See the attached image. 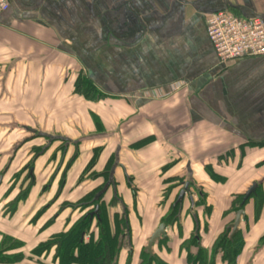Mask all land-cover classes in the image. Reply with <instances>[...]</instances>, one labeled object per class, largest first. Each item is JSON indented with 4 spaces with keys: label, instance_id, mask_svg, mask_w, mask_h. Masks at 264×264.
Segmentation results:
<instances>
[{
    "label": "crops",
    "instance_id": "obj_1",
    "mask_svg": "<svg viewBox=\"0 0 264 264\" xmlns=\"http://www.w3.org/2000/svg\"><path fill=\"white\" fill-rule=\"evenodd\" d=\"M8 1L0 148L17 132L27 136L7 162L0 157V240L24 242L14 252L32 260L22 264H52V250L43 259L31 250L87 216L90 207L64 204L97 189L111 229L114 216L127 223L117 264H141L179 192L174 179L188 186L178 218L147 252L151 264H227L214 244L230 239L233 200L252 184L236 264H264V56L219 64L205 31L218 11L264 19V0ZM80 81L97 97L75 93ZM28 168L32 188L10 212L19 189L3 183Z\"/></svg>",
    "mask_w": 264,
    "mask_h": 264
},
{
    "label": "trees",
    "instance_id": "obj_2",
    "mask_svg": "<svg viewBox=\"0 0 264 264\" xmlns=\"http://www.w3.org/2000/svg\"><path fill=\"white\" fill-rule=\"evenodd\" d=\"M74 92L86 99H93L97 97V92L87 82H77L74 87ZM41 150L39 149L36 151L35 156H38ZM96 158L97 153L94 152L87 165V170L92 167ZM29 168L21 170L15 174L14 178L17 179L22 173L26 172V178L29 180V184L32 185V181L29 176ZM206 170L211 178L216 179L209 167H207ZM170 182H174L173 185H171L172 189H179V192L185 185L183 179H174V181ZM167 189L170 191L171 187H168ZM99 190L100 189H97L88 193L75 204L77 208L81 209L90 207V213L94 211L96 206H98L97 216L90 218L89 214L87 216L83 215L67 231L56 234L44 243L37 245L33 250H31V256L36 258L41 257L43 253L49 254L51 250H54L52 264H117V255L122 246L121 236L125 232L127 223L125 219H119L118 216H114V229H111L109 215L105 206L101 202L103 191L99 193ZM258 190L260 189L258 188ZM179 192L175 195L168 209L169 213H167L162 219V223L165 225L175 222L176 218H178V209L182 202L177 201ZM254 194L251 195L245 202H243L245 193L235 197L233 200V210L238 211L242 209L244 204L252 196H254ZM24 196H26V193H21V191L18 192L17 196L10 202V212L14 210L16 203L19 200H22ZM67 205L74 207L73 203ZM46 226H48V223ZM87 236L89 238L88 240L85 239ZM22 247L23 244L21 242L17 243V241L13 238L3 235L0 240V264H22L25 259L27 261H31L32 258H25L21 251L14 253V251L19 250ZM242 248L243 241L237 234H235L231 240L228 238V235L223 234L219 236L214 244V252H219L222 255V260L227 264H236V259L241 253ZM143 256L141 264H151L155 261L152 257L151 259H148L146 251H144ZM23 264L28 263L24 262ZM33 264L49 263L36 261L33 262Z\"/></svg>",
    "mask_w": 264,
    "mask_h": 264
},
{
    "label": "built area",
    "instance_id": "obj_3",
    "mask_svg": "<svg viewBox=\"0 0 264 264\" xmlns=\"http://www.w3.org/2000/svg\"><path fill=\"white\" fill-rule=\"evenodd\" d=\"M9 8L8 0H0V14ZM205 31L219 64L264 56V19L259 16L241 18L228 11L210 13L205 18Z\"/></svg>",
    "mask_w": 264,
    "mask_h": 264
},
{
    "label": "rangeland",
    "instance_id": "obj_4",
    "mask_svg": "<svg viewBox=\"0 0 264 264\" xmlns=\"http://www.w3.org/2000/svg\"><path fill=\"white\" fill-rule=\"evenodd\" d=\"M10 136H12V134H10V133H8L7 134V139H8V137H10ZM13 138L11 139V142H7V140H6V143H5V148L4 149H1L0 148V157H4V161H8V159H9V157H13L14 156V153H15V148L19 145V143L24 139V137H26L27 136V134H24L23 132H17V133H15V134H13ZM36 150L37 149H35V152H36ZM31 151H32V149H29V147H27L26 149H25V151H24V157L25 156H27L28 157V155L31 153ZM3 160V159H2ZM16 162L17 161H19V160H15ZM23 165H20V166H17V165H13L12 166V170H15V169H19L20 167H22ZM24 167V166H23ZM22 167V168H23ZM0 170H1V167H0ZM1 172H2V170H1ZM13 180V179H12ZM12 180H10V181H5L4 183H3V186H2V189H5V190H7V192L8 191H10L11 192V190H13V188H14V186L17 188V189H19V191H21V193L22 192H24V193H26V195H27V193L30 191V189L32 188V185H30L29 184V180L26 178V172H24V173H22V175H21V177L20 178H17V179H14L13 181ZM19 182H20V184H19ZM19 184V185H18ZM33 184V183H32ZM30 185V186H29ZM26 197L24 196L23 198H22V200H24ZM74 204V207H70L73 211L74 210H76L77 209V206H75V204L76 203H73ZM65 206L67 205V203L66 204H64ZM68 206V205H67ZM71 210V211H72ZM86 212V211H85ZM85 212H81L82 214H81V216L79 217V219L84 215V213ZM80 214V213H79ZM79 214H76V215H74L73 216V219H75ZM78 219V220H79ZM77 220V221H78ZM1 236V235H0ZM3 237V236H2ZM20 238V237H19ZM24 239V237L22 236V240ZM86 240H88L89 238H88V236L85 238ZM15 240V239H14ZM15 241H17V243H20L21 241H19V240H15ZM27 242L29 243V241L27 240ZM32 242V241H31ZM23 244H24V242H23ZM53 252H54V250H52ZM27 252V251H26ZM14 253H16V252H14ZM25 254H27V253H25ZM48 254V253H47ZM43 256H44V253L42 254ZM53 256H54V254H53ZM38 258H41V259H43L42 258V256L41 257H38Z\"/></svg>",
    "mask_w": 264,
    "mask_h": 264
},
{
    "label": "water",
    "instance_id": "obj_5",
    "mask_svg": "<svg viewBox=\"0 0 264 264\" xmlns=\"http://www.w3.org/2000/svg\"><path fill=\"white\" fill-rule=\"evenodd\" d=\"M0 181H1V177H0ZM188 186V183H185L184 188L180 191L179 196H178V202H181L185 193V190ZM257 185L256 184H252L251 187H249V189L246 191L244 198H243V202H245L251 194H253L255 192ZM244 213L242 210H238L235 214V219L234 222L228 227V230H231L230 232V239L234 236V234L236 233L237 227L239 225L240 219L241 217H243ZM93 216H97V207L95 208V211L92 213H89V217L92 218ZM165 225L164 224H160L158 226V228L154 231V233L150 236L147 246H146V250L149 254V256H151V251H152V246L153 244L159 240L160 238H164L165 237Z\"/></svg>",
    "mask_w": 264,
    "mask_h": 264
},
{
    "label": "flooded vegetation",
    "instance_id": "obj_6",
    "mask_svg": "<svg viewBox=\"0 0 264 264\" xmlns=\"http://www.w3.org/2000/svg\"><path fill=\"white\" fill-rule=\"evenodd\" d=\"M97 210H98V208H97ZM94 211H95V210H94ZM94 211H93V212H94ZM91 213H92V212H91Z\"/></svg>",
    "mask_w": 264,
    "mask_h": 264
}]
</instances>
